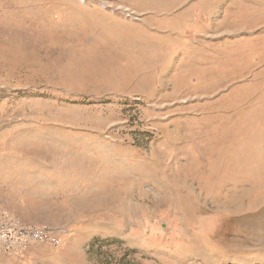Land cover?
<instances>
[{
  "label": "rangeland",
  "instance_id": "374dc122",
  "mask_svg": "<svg viewBox=\"0 0 264 264\" xmlns=\"http://www.w3.org/2000/svg\"><path fill=\"white\" fill-rule=\"evenodd\" d=\"M183 1L0 0V264H264V0Z\"/></svg>",
  "mask_w": 264,
  "mask_h": 264
},
{
  "label": "crops",
  "instance_id": "0c3cea01",
  "mask_svg": "<svg viewBox=\"0 0 264 264\" xmlns=\"http://www.w3.org/2000/svg\"><path fill=\"white\" fill-rule=\"evenodd\" d=\"M179 3L183 4L182 8H186L187 7L186 4L187 3L189 4L190 2L189 1L185 2L183 0H180ZM193 8H194V5L191 4V10ZM224 47H226L225 43L223 45L216 46L214 50H219L221 48L224 50ZM207 50H210V48L207 47ZM230 63L228 60L226 61L224 60L222 61L221 64H218L217 66H215L216 68L213 69L212 72L210 73V79L208 83L212 86L208 87V91H213V89H215L218 86L220 89L232 83H240V82L244 83V79L246 78L248 74V69L245 66L244 62L240 61L239 65H236L237 63H234L235 64L234 68H231Z\"/></svg>",
  "mask_w": 264,
  "mask_h": 264
},
{
  "label": "built area",
  "instance_id": "2783aa9c",
  "mask_svg": "<svg viewBox=\"0 0 264 264\" xmlns=\"http://www.w3.org/2000/svg\"><path fill=\"white\" fill-rule=\"evenodd\" d=\"M44 237H45V235H44L43 232H36L35 235H34V238H35V239L43 240Z\"/></svg>",
  "mask_w": 264,
  "mask_h": 264
}]
</instances>
